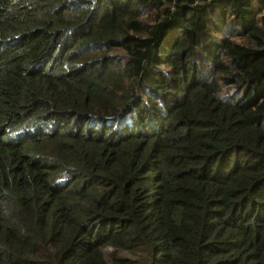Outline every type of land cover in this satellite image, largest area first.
<instances>
[{"label":"trees","instance_id":"obj_1","mask_svg":"<svg viewBox=\"0 0 264 264\" xmlns=\"http://www.w3.org/2000/svg\"><path fill=\"white\" fill-rule=\"evenodd\" d=\"M0 264H264V0H0Z\"/></svg>","mask_w":264,"mask_h":264},{"label":"rangeland","instance_id":"obj_2","mask_svg":"<svg viewBox=\"0 0 264 264\" xmlns=\"http://www.w3.org/2000/svg\"><path fill=\"white\" fill-rule=\"evenodd\" d=\"M234 40L236 41V42H238V43H242V40L241 39H239V38H234ZM110 251H111V249H107V253L108 254H110Z\"/></svg>","mask_w":264,"mask_h":264}]
</instances>
